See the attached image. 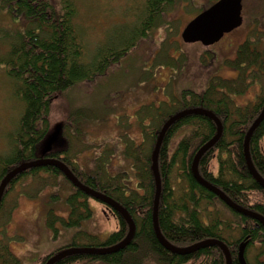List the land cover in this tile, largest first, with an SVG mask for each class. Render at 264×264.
<instances>
[{
    "label": "trees",
    "instance_id": "obj_1",
    "mask_svg": "<svg viewBox=\"0 0 264 264\" xmlns=\"http://www.w3.org/2000/svg\"><path fill=\"white\" fill-rule=\"evenodd\" d=\"M181 1L188 0H140L139 6L130 7L131 12L126 8L124 18L127 20L112 25L86 60L85 46L75 25L77 10L74 0H0V9L14 17L22 16L27 23L11 42L8 41L7 52L0 57L8 76L17 86L16 94L22 104L16 130L10 134L13 139L10 152L0 157V179L19 163L39 157L37 146L48 131L47 116L55 98L73 85L102 74L109 64L117 62L139 39L147 36L149 30L162 25L165 12ZM252 64L257 70L247 71ZM230 65L238 69L235 79L216 78L202 90H183L170 103L143 108L146 114L138 121L143 142L136 144L132 141L133 144L126 145L123 151L132 163L134 186L128 184L129 175L124 171L120 175L106 174L103 157L95 158L92 170L85 171L75 163L69 150L47 153L48 158L58 159L69 167L84 186L123 207L135 223L133 238L123 249L103 255H69L54 264L86 261L98 264H225V257L217 246L177 254L159 243L152 227L155 182L150 156L157 133L170 116L191 108L211 111L220 119L222 132L214 146L199 159V175L238 206L264 217V188L248 172L243 152L245 133L264 106V90L254 101L242 106L236 105L232 98V95L245 93L253 81L264 76V52L245 41L239 45L237 58ZM183 129L175 139L176 132ZM215 133L214 122L198 114L187 115L167 129L158 154L161 178L158 228L176 247L219 240L227 246L231 264H239L238 246L246 243V263L264 264V225L229 208L192 176L194 155ZM263 137L264 119L253 131L248 145L252 163L264 179ZM28 176L41 184L48 177L51 181L47 184L55 183L69 190L64 197L69 208L66 218L55 215L52 209L46 213V225L54 235L59 231L57 222L64 228L79 227L82 221L91 217L89 201L93 198L74 187L57 168H30L16 175L9 187ZM37 193L31 196L35 197ZM7 195L8 190L2 196L0 212ZM114 215L116 228L106 239L98 240L90 233L77 230L67 245L56 250L116 245L126 236L128 226L118 213L114 212ZM0 234L7 237L4 231ZM4 237L0 238V264H20ZM250 251L252 256H249ZM51 255H45L40 264H45ZM38 261L39 258L36 263Z\"/></svg>",
    "mask_w": 264,
    "mask_h": 264
},
{
    "label": "rangeland",
    "instance_id": "obj_2",
    "mask_svg": "<svg viewBox=\"0 0 264 264\" xmlns=\"http://www.w3.org/2000/svg\"><path fill=\"white\" fill-rule=\"evenodd\" d=\"M74 1L75 25L85 46L86 60L112 25L127 20L126 8L131 12L130 7L140 5V0ZM214 1L177 2L165 12L162 25L149 30L147 36L139 39L117 62L109 64L102 74L73 85L55 98L47 116L48 131L37 146V154L69 150L74 157L71 158L85 171L92 170L95 158L103 157L106 174L120 175L124 171L129 175L128 184L134 186L132 163L123 151L132 141L143 142L138 124L146 114L143 108L170 103L183 90H202L215 76L235 78L237 71L226 62L245 41L264 51V0H242L241 25L215 44L205 47L200 42H183L181 31L186 23ZM25 22L22 16L14 17L0 9V57L7 52L8 41L27 25ZM256 81L245 93L235 96L238 105L254 101L264 90V76ZM16 88L0 62V157L10 152L13 141L10 134L16 130L22 111ZM184 130H178L174 138ZM261 141L264 151V137ZM47 181L51 180L45 177L41 184L28 176L10 186L0 212V232L7 236L0 238L8 239L20 264H40L45 255L67 245L77 230L104 240L116 228L114 216L106 206L90 199L91 217L79 227L64 228L57 222L61 227L54 235L46 225V213L52 209L55 215L66 218L69 208L64 197L69 190ZM35 192L38 193L32 197Z\"/></svg>",
    "mask_w": 264,
    "mask_h": 264
},
{
    "label": "water",
    "instance_id": "obj_3",
    "mask_svg": "<svg viewBox=\"0 0 264 264\" xmlns=\"http://www.w3.org/2000/svg\"><path fill=\"white\" fill-rule=\"evenodd\" d=\"M242 0H216L212 3L208 8L203 10L200 14L196 17L191 19L186 26L183 28L181 32V38L185 43H194L200 42L203 46H210L216 42H218L225 34L230 33L237 27H239L242 23ZM192 114L204 115L212 120L216 126V133L215 135L208 140L205 144H203L196 152L192 159L191 163V173L194 177L195 181L207 189L208 191L214 193L223 203H225L229 208L233 209L234 211L249 216L264 225V217L244 209L238 206L236 203L230 200L220 189L214 187L213 185L209 184L205 181L198 172V162L201 156L211 147L214 146L216 141L219 139L221 132H222V125L220 120L211 112L201 108H191L187 110H182L177 112L176 114L170 116L162 125L161 129L157 133L156 140L153 146V150L150 156V169L152 171V176L155 182L154 185V197H153V206H152V227L156 238L158 239L159 243L163 245L165 248L170 250L171 252L177 254H188L192 253L200 248L205 246H217L222 251L225 257V264H231V257L227 246L219 241V240H205L190 246L186 247H176L169 243L161 234L158 224H157V210H158V202L161 190V178L158 170V154L159 150L164 138V135L167 129L177 120ZM264 119V106L257 116V118L252 122L250 127L245 133L244 137V158L245 164L247 167L248 172L253 177V179L262 187L264 188V179L260 176V174L255 169L248 145L250 137L253 131L258 127V125ZM47 151H43L41 156L32 160L30 162H23L16 165L15 168L9 170L1 179H0V203L2 196L7 188V185L10 183L12 178L16 175L22 173L25 170L30 168H36L40 166H53L57 168L65 177L66 179L71 182V184L81 190L82 192L86 193L87 195L100 200L101 202L107 204L116 212L119 213L120 216L125 220L128 226L127 235L114 246L107 247V248H94V247H79V248H65L54 255L48 258L45 264H54L59 259L74 255V254H94V255H103L109 254L113 252H117L123 249L126 245L129 244L130 240L133 238L135 232V225L132 218L129 216L128 212L114 202L112 199L108 198L104 194L96 192L79 182L76 176L72 173V171L60 160L58 159H50L45 158ZM246 243H241L238 246V261L239 264H247L244 258V249Z\"/></svg>",
    "mask_w": 264,
    "mask_h": 264
},
{
    "label": "flooded vegetation",
    "instance_id": "obj_4",
    "mask_svg": "<svg viewBox=\"0 0 264 264\" xmlns=\"http://www.w3.org/2000/svg\"><path fill=\"white\" fill-rule=\"evenodd\" d=\"M226 35V34H225ZM224 35V36H225ZM223 36V37H224ZM222 37V38H223ZM208 47V46H207ZM239 47V46H238ZM238 47H236L237 49H236V54H235V56L232 58V59H230L229 61H227L226 62V65H228V66H230L231 68H233L234 70H236L237 71V74H238V69H235V67H233V65H230V63H233L234 61H235V59L237 58V51H238ZM258 50H260V49H258ZM261 51V50H260ZM262 52H264V51H262ZM251 70H257V67L254 65V64H252L251 66H249V68H247V71H251ZM237 74H236V76H237ZM214 78L216 79V78H224V77H221V76H215V77H213L210 81H214ZM236 78V77H235ZM235 78H224V79H235ZM210 81H209V83H210ZM257 81L255 80V81H253L252 83H256ZM208 83V84H209ZM251 83V84H252ZM235 96L236 95H232V98H233V102L236 104V105H238L237 103H236V99H235ZM247 103H249V102H246V103H244V104H239V106H242V105H245V104H247ZM113 213H114V211H113Z\"/></svg>",
    "mask_w": 264,
    "mask_h": 264
}]
</instances>
